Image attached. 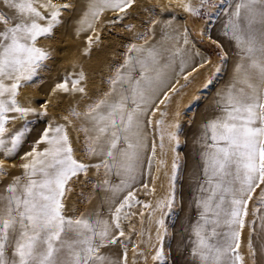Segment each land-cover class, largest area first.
I'll use <instances>...</instances> for the list:
<instances>
[{"label": "snow or ice", "instance_id": "snow-or-ice-1", "mask_svg": "<svg viewBox=\"0 0 264 264\" xmlns=\"http://www.w3.org/2000/svg\"><path fill=\"white\" fill-rule=\"evenodd\" d=\"M177 9L207 22L225 12L223 35L240 49L231 79L213 98L212 115L198 128L196 215L189 218L180 261L164 247V212L176 202L181 159V113L170 114L169 108L193 72L212 62L205 58L185 73L189 59L200 53L189 39L191 29L174 22ZM106 13L113 14L107 21L112 28L135 19L143 29L123 25L136 42L124 46L122 62L109 65L102 78L106 88L90 93L89 76L82 67L76 71L74 62L53 80L47 99L34 103L25 95L52 71L57 50L45 42H55L71 17L75 35L85 36L82 55L91 57L103 43L105 29L97 26ZM255 25L264 29V0H0V264H128L132 237L125 222L136 232L131 217L139 215L143 223L146 214L156 224V242L148 230L146 247H140L144 240L132 247L145 264L149 255L156 264H257L258 258L264 264V30ZM157 29L162 40L182 43L173 57H180L185 84L167 80L161 70L163 44L149 40ZM201 35L210 38L207 28ZM218 55L223 64L227 54ZM212 67L221 72L219 65ZM213 84L210 74L204 87ZM53 100L72 101L62 122L49 116ZM42 118L45 126L32 139ZM158 148L164 155L171 151L173 159L168 191L154 205L138 197L135 185L145 164L152 174ZM17 156L21 172L12 174L5 160ZM160 163L167 167V160ZM141 187L156 192L148 183ZM76 203L93 207L81 211ZM138 208L146 211H133Z\"/></svg>", "mask_w": 264, "mask_h": 264}, {"label": "rangeland", "instance_id": "rangeland-1", "mask_svg": "<svg viewBox=\"0 0 264 264\" xmlns=\"http://www.w3.org/2000/svg\"><path fill=\"white\" fill-rule=\"evenodd\" d=\"M151 1L152 0H146L147 3L155 2V0H153L152 2ZM141 2L143 3L145 2V0ZM230 2L235 3V0H230ZM224 7L227 10V6L225 5ZM106 14L102 18L101 23L97 27L105 29V31L101 34L102 39L104 35H109L111 39L107 43L108 45H105L106 49L104 50V52L98 58L96 57L97 59H94V60L89 59L90 61L88 62V65L93 60V62L95 63V68L90 69L88 72L87 70L88 66L87 67L83 66V64L86 63L85 60H83L82 57L79 56V52L76 51V52H73L71 56L69 53L68 56H70V58L67 60H64V62L61 63L62 65L61 68L57 69L54 63H56L57 62L56 60L59 59V51L61 47L60 45H62V43L59 41L62 36L59 37L60 33L57 32L55 42H48V41L45 42V43H52L53 46L57 50L55 61L51 64L52 71L50 73L48 72L44 73V78H45L44 83L38 84L37 87L31 88L30 91L26 90L25 95L32 97L34 103L47 99L48 89L51 87L53 80H55L61 74L62 69L72 70L74 62H78L75 68L76 71H79L82 67L83 70L85 69L84 71L89 76L90 93H95L98 90L105 89L106 85L103 83L102 78L107 76L109 72V65L117 63V62H122L123 57L121 56V53L125 51L124 46L130 42H136L132 39L133 34L126 32L124 30L123 25L136 24L137 30H143L140 25V21L135 20V19L124 20L121 22V26H118V28L117 27L112 28L108 26L107 24L109 14L108 15ZM183 16L185 19V26L191 29V32L189 35L191 39L193 40L194 44L199 46V48H201L204 51L203 54L205 55V57L209 58L212 63L207 64L205 68H200L198 69V71L193 72L192 76L189 77V80L191 82L188 83L187 86L181 92L173 96V100L169 108L170 114L179 110L181 113V117H182L183 113H185L184 117H182V119L185 120L184 124L181 123L182 119L180 117V124H181V128L179 130L180 145L176 149L181 156V159L179 161V167L176 170V180H175L176 202L172 209L166 210L164 212L165 225L167 227V235L165 236V239H164V247H165L166 252L170 251L172 257H174L177 261H179L180 258H182L180 253L183 251L184 243L187 240L188 233L185 230L188 228L189 218L194 219L195 214H196V210L193 207L194 197H192L191 200H188V201L186 199V194L188 193V190L190 189L193 190L196 196L194 175L192 177L193 180L189 181L188 154H189L190 146L193 143L192 142L193 138H191L192 136L190 132L194 127H197L198 125H200V121H197V118H196L197 116L196 114H198L200 106L203 104H209V103L213 104L212 100L215 97L216 92L218 91L217 88L219 84L221 83L223 77H225V73L227 71V67L230 61L229 53H227V50L225 49V47L223 46V48L221 49V48H218L216 44L212 43L213 40H216L219 44L223 45L222 42L215 36V31L219 29L221 23L223 22L222 20L226 18L225 12H221L219 16H216L214 14L210 22H207L206 19L199 20L197 18L190 17L186 13H183ZM141 18L146 19L147 14H141ZM205 28L208 29L210 33V38H209V35H201V32L204 31ZM154 39L155 38L149 37L150 42L154 41ZM138 42L143 43V41H138ZM220 51H223L227 54V60L223 64H220V56L218 55ZM213 65H219L221 67V72L219 74H215V70L212 67ZM198 72H200L201 74L200 76L201 80L197 83V86L195 88H192L190 92L186 93L185 96H182L183 92H185V89H187L189 85H192L193 82L196 81V74ZM210 74L213 75L214 84L209 87H204L205 81ZM176 79L180 80V84L186 83L183 77H177ZM176 87L179 88L180 85H176ZM179 96H182L183 98H185V100L182 99L179 103H177L176 98ZM71 103L72 101L70 100H64L63 102L58 101V100H53V105L50 106L49 116L57 122H62V120L60 119L61 113H63L64 109L67 108ZM182 106L185 107V112L182 111L181 109ZM42 121L44 122V118H42L41 121L37 122L36 127L38 123H42ZM43 126H45L44 123H43ZM72 135L75 138L76 133L73 132ZM82 140H83V135L81 134V141ZM157 143H158V134H157ZM74 147H78V148L82 147V144H74ZM77 156L80 158H83V152L82 151L78 152ZM18 158L19 156L15 157L12 160H7V159L5 160V167L8 169L9 172L13 173V170H15V168H19L18 167L19 163L15 161ZM0 159H4V157L0 155ZM161 159L167 160V167H165L164 165L160 163ZM172 159H173V153L171 151H168L167 155H164L163 153H161V151L158 148L157 169L153 168L152 174L151 175L148 174L149 179L144 182V183L149 184V188H152L154 186L156 188V192L154 194H150L149 190L142 188L141 185L137 187L135 186V189L138 190L137 195L141 200H144L145 202H151L155 205L158 200L164 197V195L168 191L169 176L171 175ZM154 163H155V160L153 161V166H154ZM13 164H16L17 167L13 168L12 167ZM196 172H197V169H196ZM189 184H191L190 186L192 188H188L190 187ZM76 191L79 192L80 189L77 188ZM257 192H259V190H257ZM75 199L76 197L73 196L72 200L69 201L70 206L72 204V201ZM93 203H95V201ZM76 205L77 206L79 205V206L77 207ZM76 205L75 207L78 209L80 208L81 211L85 209H89L91 206L90 204H84V203H81V204L76 203ZM251 209H252V205L250 204L249 205L250 219H251ZM133 211L139 212V211H146V210L142 208H138V209H133ZM131 223L135 226L137 231L132 232L131 228L128 225H126L127 222H125V225L130 228L129 230L127 229L125 230L132 237V242L131 244H129L128 264H145V261L142 257L135 256V253L132 251V247L133 245L140 243L141 240H144L145 243L140 244V247L141 248L146 247V239H147L148 230L152 231L153 243H155L156 242L155 241L156 224L153 222L152 217L148 216L147 214L143 218V223H141V217L139 215L132 216ZM140 230L145 231L144 237H141L138 235ZM181 232L183 234H180ZM245 235H247V230L245 231ZM254 243L258 245L259 242L254 241ZM147 264H156V262L151 259V255H149ZM257 264H261V261L259 260V258L257 260Z\"/></svg>", "mask_w": 264, "mask_h": 264}, {"label": "bare ground", "instance_id": "bare-ground-1", "mask_svg": "<svg viewBox=\"0 0 264 264\" xmlns=\"http://www.w3.org/2000/svg\"><path fill=\"white\" fill-rule=\"evenodd\" d=\"M141 1H143V0H141ZM82 2H83V0H82ZM164 2H167V0H164ZM183 13L184 12H182L179 9H177V11L175 13V17H174V22L176 24L185 25V19H184ZM108 14H109L108 19H110L113 14L112 13H107L106 15H108ZM226 20H227V16H226V18H224L222 20L223 22L221 23L219 29L217 31H215V36L222 42L223 46L227 50V53H229V57H230V61H229L228 67L226 66L227 67V71L225 73V77H223L221 83L219 84V86L217 88L218 91L221 88H223L224 85L227 84L228 81L231 79L232 74H233V68H234V66L237 64V62L240 59V49L236 46V42L234 40H232V39H230L228 37H225L223 35V26L226 23ZM73 25H74V19L70 17L68 23L64 27L60 28L57 31V32L60 33L59 37L62 36L60 38V40L58 39L62 43V45H60L61 47H60V51H59V59L56 60L57 62L54 63V64L56 65L57 69L61 68V66H62L61 63L64 62V60L69 59L71 54H73V52L78 51L79 52V56H81L82 59L85 60V62H86V63L83 64V66L84 67L88 66L87 70L89 72L90 69H94L95 68V63L93 62V60L97 59L104 52V50L106 49L105 45H108L107 43L110 41L111 38H110L109 35H104L103 39H102L103 43L100 46H98V47L97 46L93 47V52H92L91 57H87V56L81 55L82 51H83V46H84V43H85V36L83 34H81L80 36L75 35L74 29H73ZM255 27L257 29H262L261 25H255ZM262 30H264V29H262ZM107 33H108V31H107ZM174 35H176V40L180 39L179 35H177V34H174ZM189 39L192 42V44H194V42L191 39L190 35H189ZM151 43L157 44L158 47H159V44H163V49H161L162 59L160 61V66H161V70L165 74L166 79L167 80H174L177 77H183V74L180 73V57L179 56L173 57V52L175 51V48L177 46L183 47L182 43L180 45H177L175 43V41H173L171 39L166 40V41L162 40V37H161L159 29H157V34L155 36V39ZM192 44L188 45L187 47L191 48ZM195 50L199 51L200 55L199 56H195L192 59H189L188 67L185 69V72H187L189 70H192V66L193 65H198L199 63H202L205 58H207L203 54L204 51L201 48H199V46L195 45ZM69 53H70V56H68ZM93 56H94V58H93ZM89 59L90 60L93 59L92 62L89 64L90 67L88 65V62L90 61ZM173 60L175 61L174 63H173ZM200 76H201V74H200V72H198L196 74V81H194L192 85H189L187 87V89H185V92H183L182 96H185L186 93L190 92L192 88H195L197 86V83L201 80ZM27 90L30 91V89H27ZM213 94H214V92H213ZM182 96H179V97L176 98L177 103H179L182 99L185 100V98H183ZM211 105L212 104L209 103V104H203V105L200 106L199 112H198V114H196L197 115L196 116L197 121H200V123H201L205 116H209L210 117L212 115ZM43 123L44 122L42 121V123H38L37 127H35V129L33 131V134H32V139H35L36 137H38L39 133L42 131V129L44 127ZM199 126L200 125H198L197 127H194L191 130V132H190L191 136H192L191 138H193V141H192L193 143L190 146V150H189V154H188L189 181L193 180L192 177H193V175H194V173L196 172V169H197V152H196L195 141H196V136H197V133H198ZM30 147H31V140L29 141V144L25 146L24 151L29 150ZM22 154H23V152L20 153V155H22ZM15 161H17L18 163L21 162L19 158L17 160H15ZM20 172H21V169L15 168V170H13L12 174H19ZM148 179H149V177H148V173H147V170H146V164H145L144 175L142 177H138L137 183H136L135 186L136 187L140 186L142 182L144 183ZM113 182L114 183H118V180L116 178H113ZM190 185L191 184H189V186ZM188 188H192V187L190 186ZM192 197H195V194H194L193 190L190 189V190H188V193L186 194L187 201L191 200ZM92 207H93V205L90 206L89 210ZM126 225H125V229L129 230L130 228L128 226H126ZM180 234H183V233L181 232ZM182 259H183V257L180 258V260H182Z\"/></svg>", "mask_w": 264, "mask_h": 264}, {"label": "crops", "instance_id": "crops-1", "mask_svg": "<svg viewBox=\"0 0 264 264\" xmlns=\"http://www.w3.org/2000/svg\"><path fill=\"white\" fill-rule=\"evenodd\" d=\"M160 107H161V109L163 110L164 106H163V105H160ZM181 109H182L183 112H185V107L182 106ZM184 114H185V113H183L182 117H184ZM158 116H159V114L157 113V118H158ZM182 117H181V119H182ZM181 123L184 124V123H185V120L182 119V120H181ZM184 154H185V153H184ZM157 155H158V149H157ZM157 162H158V160H157V158H156L155 163H154V166H153V168H155V169H157Z\"/></svg>", "mask_w": 264, "mask_h": 264}]
</instances>
